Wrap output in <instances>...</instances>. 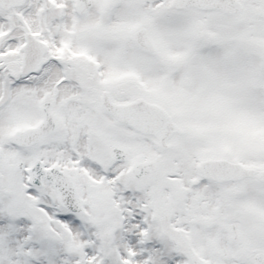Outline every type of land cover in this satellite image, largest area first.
Listing matches in <instances>:
<instances>
[{
	"label": "snow or ice",
	"instance_id": "snow-or-ice-1",
	"mask_svg": "<svg viewBox=\"0 0 264 264\" xmlns=\"http://www.w3.org/2000/svg\"><path fill=\"white\" fill-rule=\"evenodd\" d=\"M0 264H264V0H0Z\"/></svg>",
	"mask_w": 264,
	"mask_h": 264
}]
</instances>
